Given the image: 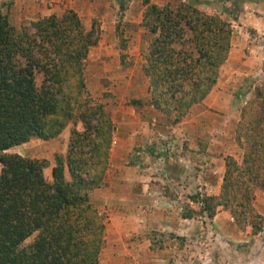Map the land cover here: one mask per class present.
<instances>
[{
	"label": "trees",
	"instance_id": "16d2710c",
	"mask_svg": "<svg viewBox=\"0 0 264 264\" xmlns=\"http://www.w3.org/2000/svg\"><path fill=\"white\" fill-rule=\"evenodd\" d=\"M8 12L0 0V264H101L104 216L90 191L107 169L114 123L89 96L84 72L99 35L71 9L20 28ZM142 24L150 35L143 65L150 102L176 124L215 84L233 28L185 0L148 3ZM69 123L67 151L56 156L51 181L43 159L7 151L31 138L55 137ZM234 137L241 159L225 157L219 192L203 195L197 208L210 218L225 209L257 233L263 224L254 199L257 189L264 192V82L240 108ZM189 210L182 217L196 213Z\"/></svg>",
	"mask_w": 264,
	"mask_h": 264
},
{
	"label": "rangeland",
	"instance_id": "374dc122",
	"mask_svg": "<svg viewBox=\"0 0 264 264\" xmlns=\"http://www.w3.org/2000/svg\"><path fill=\"white\" fill-rule=\"evenodd\" d=\"M2 1L17 28L28 26L29 20L44 15L61 14L68 9L75 11L85 27H93L99 35L85 60L89 96L101 102L111 116L113 108L110 107L118 102L114 99L129 95L128 100L124 102L122 99L117 103L126 109L124 114L111 116L114 130L109 144L107 169L101 181L90 191L93 205L104 216L100 263L264 264L263 191L257 189L255 192L254 206L263 217L262 229L257 233H253L249 224L237 221L225 209L218 208L210 218L197 208L203 195L214 191L217 186L220 189L225 157L232 155L237 160L241 159L242 149L235 140L234 129L240 108L253 94L254 86L264 82V35L242 24L237 27L240 32L232 35L231 54L228 53L229 59L221 65L217 78L223 83L220 94L226 105L221 108L196 106L180 120L187 127L185 137L188 136L189 142H198L199 150L191 149L195 153L191 154V161L181 177L167 179L163 176L166 173L162 159L154 157L155 153L170 154L172 144L169 142L180 144L188 140H177L172 130L166 131L165 126L169 125L166 114L151 104L150 96L146 101L141 99L143 94L150 95L145 88L148 77L143 69L150 35L142 24V18L148 3L163 5L173 0H148L147 3L144 0ZM185 1L204 12L219 15L216 10L203 4V0ZM233 43H236V48L242 43L241 49L231 51ZM235 69L240 72L237 74ZM146 102L147 109L152 111L148 123L154 121L164 126L157 133L158 141H149L151 133L143 128L138 131L141 121L133 116L134 112L129 114L127 110L131 109L130 104L133 103L144 116L147 109L142 108ZM204 109L207 111L199 113L197 121H192L193 125L185 122L192 114L196 117V113ZM202 119L204 125L200 122ZM124 124L133 131H125L122 128ZM71 128L72 124L69 123L50 139L31 138L14 146L11 152L43 159L44 176L51 181V168L57 155H65ZM129 136L138 142L137 147L142 151L147 150L146 154L150 156H139L135 152L139 159L131 154L128 163L121 154L118 156L121 158L119 166L111 170V152L122 138L129 139ZM137 174H140L139 179ZM202 182L206 189L201 187ZM189 209H194L196 213L181 220L179 216L183 211H191ZM166 215L176 219L179 229L173 231L170 224H166Z\"/></svg>",
	"mask_w": 264,
	"mask_h": 264
},
{
	"label": "crops",
	"instance_id": "0c3cea01",
	"mask_svg": "<svg viewBox=\"0 0 264 264\" xmlns=\"http://www.w3.org/2000/svg\"><path fill=\"white\" fill-rule=\"evenodd\" d=\"M202 1V0H201ZM203 4L207 5L208 8L210 9H214L216 10L217 13H219V15L222 18H225L226 20H228L231 23V26L233 28V33L232 35L236 34L237 32H240V28L238 29L237 27H241L240 24H242L243 26L245 25L246 28H250L253 31H256L258 34H260L261 36L264 35V0H228L225 2H221L220 0H203L202 1ZM240 22V23H239ZM236 24V25H235ZM242 46V43L240 46H238L236 48V43H233V47H231V51L233 50H240ZM229 54H231L230 50H229ZM229 59V55L227 57V59L225 61H228ZM242 62V61H241ZM223 65V64H222ZM226 67L224 66V69ZM237 74L240 72L239 69H235L234 70ZM222 79V78H221ZM223 83H221L220 78L219 80H217L215 82V84L213 85V87L211 88V90L209 91V93L205 96V98L199 102V103H195L193 104L189 110H193L196 106H211L214 108H218V107H222L226 105V101L224 99H222L220 94V91H223ZM147 90V87H145ZM148 92V91H147ZM123 97H119L118 99H114L116 102L115 104L112 105L113 108L111 116H115L118 115L117 113H121L124 114L123 112L126 111L125 108H122L120 105L118 106L117 103H120V101L123 99V101L125 102L126 99L128 100L129 95H122ZM150 95H144L141 99L143 100H147L149 98ZM221 99H220V98ZM117 104V105H116ZM147 102L145 103V105H143L144 107L142 108V110H146L147 109ZM150 106V105H149ZM130 108H127L129 114H132L134 112V117H138L139 120L141 121L140 126L138 127V131L141 130V128H143V130L149 132V134L151 133V136L148 137V139H150L149 141L154 142V141H158V136L157 133L158 131H162L164 129V126L157 123V122H151L148 123V118L151 116L152 111H149L147 109L146 114L143 116V113L140 112V110H137V107L135 108L133 106V103L130 104ZM152 107V106H151ZM151 107H149L151 109ZM154 108V107H153ZM154 110V109H153ZM205 111H207V109L204 110H200L199 112H197V116H190V118L185 119V122H188L190 125H193V120L197 121V117L199 115V113L204 114ZM143 112V111H142ZM189 111L185 114L188 115ZM153 119H156L155 117H153ZM201 120V119H200ZM201 124H205V121L202 119V121H200ZM122 128H125V131L128 132H132V128L129 125H122ZM166 131H168L169 129L172 130L174 132V136L175 139H180L182 138V141L184 140V138H186L187 141H183V143H172V151L170 154H158L155 153L154 157H160V160L162 159V163L164 165V171L166 174H163V176H165V178L169 179V178H177V177H181L183 175V172L185 170V167H187L189 161H191V154L194 155L195 151L192 152V148H197V150H199L198 148V142L195 144V141L192 140V142H189V138L188 136L185 137L186 131H187V127L185 125V123H183L182 121L176 123V124H169L165 126ZM122 141H120L121 143H119L116 147L115 150H113V152H111L112 156L110 157V163H111V167L110 169L112 170L113 168L119 166L120 164V160L121 158L118 157L119 155H123V157L125 158V162L127 161L128 163L130 161H128V158L135 155V152L139 153V156H144V154L147 153V150L142 151V148L137 147L139 144L138 142H136L135 139H133V137L129 136V139L127 138H122ZM180 141V140H179ZM181 141V142H182ZM176 142V141H175ZM196 145V146H195ZM17 146V145H15ZM14 147V146H13ZM10 147L9 149H7V151H14L12 148ZM152 153V152H151ZM147 157L150 156L146 154ZM135 158H138L135 155ZM152 158V154L151 157ZM139 159V158H138ZM125 168V166H122V168ZM108 174V171H107ZM109 175V174H108ZM137 178L139 179L140 174H137ZM125 177V176H124ZM184 186V185H181ZM201 187H204V183H201ZM218 188L215 189L212 192H208L207 194H217L219 192V186H217ZM182 188V187H181ZM205 188V187H204ZM206 189V188H205ZM173 200V199H172ZM169 211V210H168ZM178 213V212H177ZM176 215V212H175ZM179 218L181 220H185L187 218L182 217L181 215L179 216ZM165 221L167 222L166 224H170V228L173 231H176L177 229H179L177 223L175 222L176 219H173V217L166 215L165 216ZM175 222V223H173Z\"/></svg>",
	"mask_w": 264,
	"mask_h": 264
}]
</instances>
